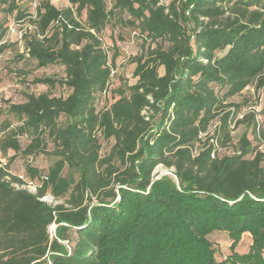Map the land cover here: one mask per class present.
<instances>
[{
  "label": "trees",
  "instance_id": "1",
  "mask_svg": "<svg viewBox=\"0 0 264 264\" xmlns=\"http://www.w3.org/2000/svg\"><path fill=\"white\" fill-rule=\"evenodd\" d=\"M19 1L0 0V7L22 21L28 15ZM68 2L59 9L42 1L35 33L24 36L39 68L65 70L62 79L34 83L69 93L8 103L21 124H3V157L44 154L53 163L46 172L26 165L36 192L22 187L9 163L0 166V264H264V103L249 112L226 103L254 83L264 93V0ZM122 14L120 22L148 45L132 59L136 83L98 111L112 75L100 34ZM4 38L2 31L0 53ZM231 120L236 129L250 123L258 145L245 132L221 156ZM24 135L30 142L22 148ZM101 140L112 142L104 155ZM159 166L173 177L156 179ZM49 195L58 203L42 200ZM214 231L232 240L221 262L209 239ZM246 233L252 244L241 254Z\"/></svg>",
  "mask_w": 264,
  "mask_h": 264
},
{
  "label": "rangeland",
  "instance_id": "2",
  "mask_svg": "<svg viewBox=\"0 0 264 264\" xmlns=\"http://www.w3.org/2000/svg\"><path fill=\"white\" fill-rule=\"evenodd\" d=\"M42 1L46 0H20L19 4L25 15L28 17L22 21H19L16 14H8L0 7V32L4 33L5 48L0 53V135L4 136L3 124L6 121H11L12 128L19 126L21 123L12 118L8 114V103H22L27 99L29 94H42L51 92L53 96L66 97L69 91L65 87L57 86L50 89L47 85L36 84L34 80L37 78H63L65 77V70L60 65H50L48 67L39 68L37 63L28 58L24 48V39L19 41L15 33H9L10 27L16 32H21L23 36L33 35L36 31V26L33 24L35 20V9ZM54 6L59 9L71 7L68 0H48ZM159 4L168 6L173 0H158ZM108 6H111L108 1ZM127 15H119L113 18L104 31L100 34L104 49L109 56V63L112 68V75L108 86V92L106 95H102L98 98L97 109L101 111L108 108L116 99L118 95L116 90L126 85H133L136 83L137 78L134 77V71L136 64L132 61L134 57L141 55L147 47V43L144 44L143 39L139 35V32L132 29L129 26H125L120 22V18L126 19ZM79 20L84 23L86 21V12H83ZM145 48V49H144ZM162 73V70H161ZM255 83L245 90L241 95L233 97L228 100L227 104H237L244 112L253 110H259L261 103H264V93L257 91ZM227 112L231 113L230 119L236 112V108H229ZM260 117H258L259 121ZM218 120V119H217ZM61 121H64L62 119ZM154 121H158L155 118ZM231 129L234 131L231 133V141L225 145L219 144V154L229 155L232 154L239 145V140L243 133H248V138L252 141L253 146L258 145L255 140V133L250 123L242 124L238 129L234 128V121L231 120ZM213 130V128H212ZM22 148L30 142L26 135L19 138ZM102 154H107L112 146V142L101 140ZM54 148L53 142L48 139V151H52ZM260 149L264 151V144ZM7 163H9V172L14 175H24L26 165H30L38 168L42 172H46L53 163V158L48 155H35L30 157H24L22 153H15L9 151L8 154L3 157ZM10 159H12L10 161ZM10 161V162H9ZM155 178L158 179L161 176L168 175L173 177V170L167 169L163 166L156 168L154 172ZM33 192V189L29 188ZM47 203L55 205L58 202L53 199L52 196H47L44 199ZM57 225L53 224L49 227V233L51 238L55 237ZM210 241L213 243L216 250V259L221 262L228 255L231 254L232 240L226 234V232L214 231L209 236ZM252 244L251 235L246 233L243 235L241 241L236 247L238 253L244 254L249 251Z\"/></svg>",
  "mask_w": 264,
  "mask_h": 264
},
{
  "label": "built area",
  "instance_id": "3",
  "mask_svg": "<svg viewBox=\"0 0 264 264\" xmlns=\"http://www.w3.org/2000/svg\"><path fill=\"white\" fill-rule=\"evenodd\" d=\"M34 18H35V16H34ZM9 33L11 34V33H15V35L18 37L17 39L19 40V41H22L23 39H24V36L22 35V33L21 32H16V30H14V29H12L11 27H10V29H9ZM257 111H259V110H257ZM242 117V116H241ZM240 117V118H241ZM234 126H235V123H234ZM212 130V129H211ZM205 134H202L201 136H204ZM0 147H1V135H0ZM2 153H1V150H0V160H1V167H3V168H5L6 166H7V162L4 160V159H2ZM19 179H21V180H23L24 181V185L22 186L23 188H25V189H28L29 190V188H31V189H33V192H36V190H37V188L38 187H40V185H38L35 181H30V180H28V179H26L25 177H24V175H18L17 176ZM17 187H18V185H16ZM30 191V190H29ZM32 192V191H31ZM46 198V197H45ZM45 198H43L42 200H44ZM45 201V200H44Z\"/></svg>",
  "mask_w": 264,
  "mask_h": 264
}]
</instances>
